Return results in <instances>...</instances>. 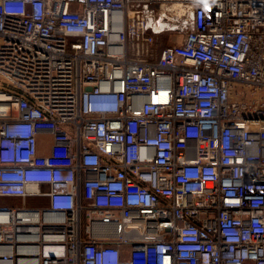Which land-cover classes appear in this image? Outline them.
<instances>
[{
    "label": "built area",
    "instance_id": "2783aa9c",
    "mask_svg": "<svg viewBox=\"0 0 264 264\" xmlns=\"http://www.w3.org/2000/svg\"><path fill=\"white\" fill-rule=\"evenodd\" d=\"M0 264H264V0H0Z\"/></svg>",
    "mask_w": 264,
    "mask_h": 264
}]
</instances>
